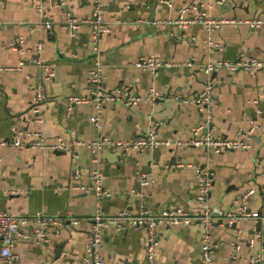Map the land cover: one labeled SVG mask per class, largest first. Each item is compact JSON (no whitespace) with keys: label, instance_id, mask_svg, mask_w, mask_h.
<instances>
[{"label":"crops","instance_id":"0c3cea01","mask_svg":"<svg viewBox=\"0 0 264 264\" xmlns=\"http://www.w3.org/2000/svg\"><path fill=\"white\" fill-rule=\"evenodd\" d=\"M99 1L109 30L101 38L99 53L94 55L91 25L83 23L73 28L67 19L90 15L95 0H1L0 65L13 69L0 71V210L25 216L71 213L86 217L78 225L65 220L62 232L54 234L47 244L17 242L20 264L78 263L89 238L91 223L87 217L95 213L96 197L73 185L76 181L89 182L93 169L102 171L104 187L111 193L102 205L107 214L123 209L132 213L141 209L159 212L169 206L196 210L197 168L212 173L210 205L216 212L236 206V201L254 188L248 196L249 208L264 214V72L220 70L212 75L214 108L212 128L208 129L216 136L233 137L257 120L260 129L247 149L215 153L202 146L178 145L193 138V128L203 124L207 115L194 104L172 96H190L204 88L208 76L198 68L201 63L240 54L264 56V29L227 23L209 31L198 23L181 27L141 22L174 19L190 0H170L169 5L162 0ZM203 10L214 17L249 19L264 15L262 0H226L225 4L213 3ZM45 22L52 24L53 34ZM20 37L24 39L25 54L13 47ZM37 43L42 44V60L55 63L56 71L46 81L47 96L39 112L33 113L41 71L27 62L15 67L24 55L34 54ZM149 55L158 56L168 65L152 74L134 64L141 56ZM97 59L103 66L107 89L129 85L144 99L134 106L118 101L105 103L99 127L93 123V103L76 104L70 110L66 105L70 94H88L89 71ZM152 89L165 97L147 100ZM154 126L158 137L170 140V145L126 153L104 149L97 161L85 145H75L74 152L7 145L14 129H41L49 140L62 137L74 142L100 135L132 139ZM22 137L25 140L27 136ZM74 162L80 170L78 178L73 174ZM179 162L193 166H176ZM139 171L150 172L153 182L142 185ZM226 223L219 219L214 222L212 241L217 247L211 264H251L248 258L260 251L262 243L251 246L246 242L236 250L235 241L239 231L244 240L248 239L255 223L250 219L237 222L236 227ZM27 228L32 229L33 224ZM203 232L200 222L160 225L157 264H206L201 256ZM146 240L144 227L128 231L105 228L103 254L107 263L146 264Z\"/></svg>","mask_w":264,"mask_h":264},{"label":"built area","instance_id":"2783aa9c","mask_svg":"<svg viewBox=\"0 0 264 264\" xmlns=\"http://www.w3.org/2000/svg\"><path fill=\"white\" fill-rule=\"evenodd\" d=\"M162 1L168 5L171 4L170 0ZM262 2L264 7V0ZM213 3L225 4L226 0H190L180 9L178 17L174 19L168 18L163 21L159 19H142L141 22L176 24L181 27L198 23L204 25L209 31L227 23H240L248 25L251 29H264V15L249 19L211 16L203 9L204 7L210 8ZM83 23H87L92 27L91 48L92 53L97 55L99 53L101 38L109 30L103 12V4L99 0H95L94 10L90 15L78 19L74 17L67 19V24H71L73 28H78ZM45 27L50 34H53L51 23L45 22ZM23 42L24 39L20 37L14 42L13 47L22 54H25V48L22 45ZM209 43L212 44L213 42L210 41ZM41 50L42 44L37 43L34 54L30 57L24 55L20 65L15 67L20 68L27 62L38 66L41 71V78L35 86L33 113L39 112V107L47 96L46 81L52 79L56 71L55 63H46L42 60L40 56ZM134 64L150 71L152 74L157 73L161 67L168 65V63H165L155 55L141 56ZM198 68L208 76L204 88L190 96L184 97L179 94L172 96L180 102L194 104L200 111L206 113L207 119L203 124H198L193 128L194 135L191 140L185 141L184 143L179 141L178 145L191 144L202 146L215 153L249 148L255 133L260 129V124L257 120H252L247 128L240 129L233 137L216 136L208 129L214 108L215 82L212 75L220 70L230 72L245 70L252 74L260 71L264 72V56L255 57L240 54L235 58H220L206 61L199 64ZM8 69H13V67L0 65V71ZM87 85L88 94H70L66 98V105L70 110L76 104L93 103L96 109L93 123L97 127L100 126L102 108L105 103L118 101L126 106H134L139 101L144 100L141 95L133 92L129 85L107 89L105 86L103 66L98 59L96 60L95 67L89 71ZM164 97L163 92L152 89L147 100L155 101L156 99ZM23 134L27 136L25 140L22 137ZM170 144V140H164L158 137V132L154 126L137 138L115 139L109 135H100L90 141L77 140L74 142H67L62 137L49 140L41 129H33L28 132L14 129V137L7 145L10 147L18 146L47 151L69 152H74L75 145H85L92 152L93 159L97 161L98 155L104 149L120 150L122 153H126L130 150L153 149L159 145ZM1 161L2 157L0 156ZM182 165L193 166L191 163L184 162L176 164V166ZM138 173L142 185H149L153 182V176L150 172L139 171ZM73 174L75 178L79 177L80 170L77 162H74ZM197 180V209L194 211H189L182 207L169 206L159 212L141 209L139 213H132L130 210L123 209L115 214H107L103 211L102 205L104 198L111 193L104 187V175L102 171L99 169L91 170L89 182L76 181L73 185L74 189L83 193H93L96 197L95 213L91 217H87L91 223L89 238L86 242L85 251L79 257L77 264H108L103 254V231L107 227H114L118 231H128L129 229L144 227L147 231L145 244L146 264H157L156 254L160 245L159 226L187 225L193 222H200L203 225L204 232L202 236L201 256L206 264H211L213 253L217 247V244L212 241V230L214 222L218 219L229 224L246 219L252 220L255 223L253 234L244 240L242 233L239 231L236 236L235 249L239 250L246 242L251 246L261 242L262 246L260 251L256 255L249 257L248 261L251 264H264V214L258 211H252L248 203V196L253 194L255 189H249L242 195L236 201V206L225 212H216L210 205V194L213 183L212 173L208 169L197 168ZM11 191L15 192L17 190L12 189ZM84 219L86 217L72 215L71 213L60 215L37 213L35 215L25 216L14 215L8 211L0 210V264H20V256L15 249L17 242L32 240L39 244H47L54 234L62 232L65 220L70 221L74 225H78ZM30 223L33 224L32 229L27 228V225Z\"/></svg>","mask_w":264,"mask_h":264},{"label":"water","instance_id":"95a60500","mask_svg":"<svg viewBox=\"0 0 264 264\" xmlns=\"http://www.w3.org/2000/svg\"><path fill=\"white\" fill-rule=\"evenodd\" d=\"M214 74H215V73H214ZM211 126H212V125L209 124V128H212ZM226 224L229 225V226H232V227H236V226H237L236 223H231V224H229V223L227 222Z\"/></svg>","mask_w":264,"mask_h":264}]
</instances>
